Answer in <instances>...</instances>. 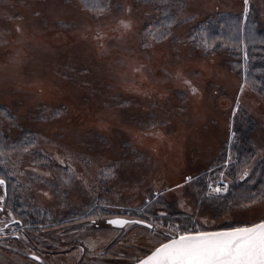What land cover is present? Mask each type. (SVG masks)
Segmentation results:
<instances>
[{
    "label": "rangeland",
    "instance_id": "1",
    "mask_svg": "<svg viewBox=\"0 0 264 264\" xmlns=\"http://www.w3.org/2000/svg\"><path fill=\"white\" fill-rule=\"evenodd\" d=\"M248 4L245 15L244 0H104L103 11L80 0H0V177L7 183L0 199L4 218L26 227L18 236L16 224L9 228L0 264H132L164 242L169 227L218 231L264 217V198L251 207L210 203L230 187L235 157L227 151L216 160L236 144L234 129L249 128L252 150L237 179L264 157V71L260 82L243 59L246 50L253 61L264 51V0ZM239 14L247 27L236 33ZM212 18L222 29L215 35L203 29ZM36 24L46 43L65 32L45 46L53 55L36 48L28 31ZM125 54L137 62L116 81L111 65ZM12 64L21 67L16 80L4 77ZM46 83L56 95L42 94ZM87 111L109 123L95 127L82 116ZM166 141L176 151L171 160L154 154ZM220 180L221 195L213 191ZM113 216L153 227L117 229L105 221Z\"/></svg>",
    "mask_w": 264,
    "mask_h": 264
},
{
    "label": "snow or ice",
    "instance_id": "2",
    "mask_svg": "<svg viewBox=\"0 0 264 264\" xmlns=\"http://www.w3.org/2000/svg\"><path fill=\"white\" fill-rule=\"evenodd\" d=\"M244 4L245 15H247L248 0H244ZM121 24L125 28L128 27L123 21ZM97 38H101L99 34ZM184 83L190 84L187 80ZM191 91L195 94L197 89L191 87ZM238 111V107L234 108L233 115H236ZM191 179L192 177H188L185 182L188 183ZM3 183L4 181L0 180V185ZM226 188V185L223 186V190ZM213 191L220 193L222 188L216 187ZM255 202L256 199L253 197L252 203ZM245 206L251 207V204ZM109 223L124 226L126 223L142 224L143 221L113 220ZM241 223L245 226L232 227L223 231L190 228L186 225L169 227L163 234L166 242L160 243L150 255L139 259L138 264H264V217H261L259 222ZM146 226L153 227L151 224Z\"/></svg>",
    "mask_w": 264,
    "mask_h": 264
},
{
    "label": "trees",
    "instance_id": "3",
    "mask_svg": "<svg viewBox=\"0 0 264 264\" xmlns=\"http://www.w3.org/2000/svg\"><path fill=\"white\" fill-rule=\"evenodd\" d=\"M80 1L83 5L91 7L93 9L103 8V3H104V0H80ZM233 17L235 18V22L233 21L232 22L235 25L232 24L231 29L235 30L236 33L237 31L239 32L240 29L245 30V27H247V25L245 23L243 25L241 24L242 18L240 17V14L235 15ZM221 20L223 21L222 24L228 22V21H224V14ZM213 21L214 18H212V23H208V25L206 26L204 25L203 27L204 31L209 32L210 35L212 34L215 35L216 33L218 34L220 33V31H222V29L218 28L213 24ZM252 53L253 52L250 53L249 50H246V52L244 53L245 58L243 59L246 60L247 72H250L251 70L256 71L258 74V75L256 74V79L262 82L261 80L262 76H260L261 75L260 72L264 71V51L262 52V55H258L256 57V60L254 61H253V57L255 58V55ZM245 118L248 119L247 122H251L250 117L245 116ZM248 131L249 128L246 129V128H242L241 126L236 130L234 129L232 136H235L237 134L240 135L237 138L236 144L231 143L228 146H226L219 159L217 158L218 160H216L223 162V158L225 159L227 151L230 152L231 156L235 157V161L231 165L230 171L227 173V176H229L230 177L229 179L231 180L230 187L226 194H224L223 196L216 197L215 200H212L210 202L215 206H218L223 209L238 208V207H244L245 205L253 204L252 203L253 197H255L256 201H258V199L260 200L264 198V157L260 159V161L251 169L249 175L243 178L242 180L237 179L235 174L236 170L239 169L238 168L239 166L240 167L246 166L247 164L250 163L252 158V150L249 147L250 144L248 141L249 140ZM3 142L4 140L0 138V151L2 149V146L4 145ZM204 174H202L203 175L202 177H204V179L202 180V182L199 181V183L201 184L203 183L204 185H206L205 183L208 181V178L207 175ZM186 221L187 223L189 222L187 218Z\"/></svg>",
    "mask_w": 264,
    "mask_h": 264
},
{
    "label": "bare ground",
    "instance_id": "4",
    "mask_svg": "<svg viewBox=\"0 0 264 264\" xmlns=\"http://www.w3.org/2000/svg\"><path fill=\"white\" fill-rule=\"evenodd\" d=\"M53 10H54L53 7L52 8L51 7H47V13H49L50 15L53 13ZM41 30H42V27H39V25L36 24L33 29L28 30V31L33 36L35 41H37L36 48L42 49L43 52L40 51V53H47V54L51 53V55H53L54 54L53 49L45 47V46L51 45L50 43H58V42H60L62 39L65 38V32L64 31H60V33L58 32L59 34L56 33V34L50 35V37L48 38V41L46 43L44 41L45 40L44 37H45L46 33H43ZM18 44H19L18 45V49H19V53H20V51H23V46H21L20 43H18ZM45 48H47V49H45ZM45 50H48V51H45ZM154 54H155L154 62L158 63V58L156 57L157 55H156L155 52H154ZM73 58H75V59H81V58L85 59L84 55L81 54V53L75 54V56H73ZM33 60L34 59L31 57L29 62H31ZM111 61L108 63V65L112 64ZM136 62L137 61L135 59V56H133L131 54H125L123 56V61L122 62L120 61L117 64L111 65V69L118 72L117 75H116L117 77L114 75L115 76L114 79L116 78V81H118L119 79H121V80L122 79H126L128 77V72L132 68V64L134 65ZM18 65H20V64H18ZM200 67H201L202 70H204L206 72V69H205L207 67L206 64H201ZM20 69H21L20 66H16L15 64H12V65L8 66L4 70V77H8L11 80H16L17 77H18L17 73H18V71ZM232 75H234V73H232ZM35 77H37V76H35ZM41 90H42V94L45 95V96L51 95V94L52 95H56V93L58 92V89L52 87L49 83H46L45 86H43V88ZM211 100L212 99H208V101H211ZM82 116H84L86 120L90 119L92 125H94L97 128H103V126L105 124L109 123V120H108L109 117L107 118L106 116H103V115L102 116H97L96 118H94L92 120V117H93L92 113H90L88 111L83 113ZM111 118L114 121L115 118H113V117H111ZM100 120H102V122L103 121L104 122L101 123V124H98L97 121H100ZM85 124H87V122H85ZM176 138H178V136H176ZM169 141H171V139ZM157 149H159V152H154V154H156L158 156V158L159 159L161 158L162 160H171V158L175 157V155H176V153H175L176 151L174 150V148L173 147L171 149L169 148V142H167V146L162 145V146L157 147ZM152 155H153V153H152ZM161 170H162L161 174L165 175L166 169L164 167H162ZM170 173L173 174L171 171H170Z\"/></svg>",
    "mask_w": 264,
    "mask_h": 264
},
{
    "label": "flooded vegetation",
    "instance_id": "5",
    "mask_svg": "<svg viewBox=\"0 0 264 264\" xmlns=\"http://www.w3.org/2000/svg\"><path fill=\"white\" fill-rule=\"evenodd\" d=\"M0 180L4 181V183L2 185H0V192L2 195L3 188H6V190H7V183L3 177H0ZM6 195H7V192H6ZM4 203H5L4 200L0 199V243H4L5 238H7L9 236V228L12 227V224H14V225L16 224V226L14 228H16V227L17 228L14 232L16 233L17 236L26 232V229H25L26 227H25L23 222L19 221L18 219H13L12 221H9V220H7V218H4L5 215L3 216V214H5V210H6Z\"/></svg>",
    "mask_w": 264,
    "mask_h": 264
},
{
    "label": "water",
    "instance_id": "6",
    "mask_svg": "<svg viewBox=\"0 0 264 264\" xmlns=\"http://www.w3.org/2000/svg\"><path fill=\"white\" fill-rule=\"evenodd\" d=\"M113 220H121V221H128V222H131V221H137V220H139V219H128V218L119 217V216H113V217H109V218L105 219L106 223H107L109 226H112V227L117 228V229L122 228V227H125L127 224H137V225H139V226H144V227H146V228H149V227H147L146 225H149V224H150L149 222H146V221L140 220V221H143L142 224H138V223H126L124 226H120V225H115V224H111V223H109V221H113ZM151 225H152V224H151ZM149 229H152V227L149 228ZM223 230H228V229H223ZM223 230H218V231H223ZM164 242H166V241H164ZM159 245H160V244H159ZM159 245H157L156 247H159ZM156 247H154L153 249H151L148 253H146V254H145L143 257H141L140 259L145 258L146 255H150L151 252L154 251ZM138 260H139V259H138ZM138 260L135 261V262H133L132 264H138Z\"/></svg>",
    "mask_w": 264,
    "mask_h": 264
},
{
    "label": "built area",
    "instance_id": "7",
    "mask_svg": "<svg viewBox=\"0 0 264 264\" xmlns=\"http://www.w3.org/2000/svg\"><path fill=\"white\" fill-rule=\"evenodd\" d=\"M223 186H225V183L224 181H218L213 187L216 188V187H221L222 188V191L220 193H217L219 195L223 194L224 192H226V190H223ZM213 188V189H214ZM216 193V192H215Z\"/></svg>",
    "mask_w": 264,
    "mask_h": 264
}]
</instances>
